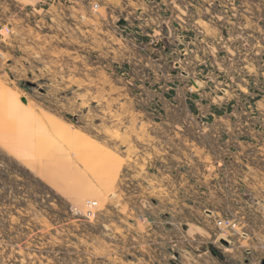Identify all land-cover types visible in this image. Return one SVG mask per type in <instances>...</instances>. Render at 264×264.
<instances>
[{
  "label": "rangeland",
  "instance_id": "rangeland-1",
  "mask_svg": "<svg viewBox=\"0 0 264 264\" xmlns=\"http://www.w3.org/2000/svg\"><path fill=\"white\" fill-rule=\"evenodd\" d=\"M263 259L264 0H0V264Z\"/></svg>",
  "mask_w": 264,
  "mask_h": 264
},
{
  "label": "built area",
  "instance_id": "built-area-1",
  "mask_svg": "<svg viewBox=\"0 0 264 264\" xmlns=\"http://www.w3.org/2000/svg\"><path fill=\"white\" fill-rule=\"evenodd\" d=\"M224 223H226V222H224L222 220H217V224L218 225H223ZM227 224H230V222H227Z\"/></svg>",
  "mask_w": 264,
  "mask_h": 264
},
{
  "label": "trees",
  "instance_id": "trees-1",
  "mask_svg": "<svg viewBox=\"0 0 264 264\" xmlns=\"http://www.w3.org/2000/svg\"><path fill=\"white\" fill-rule=\"evenodd\" d=\"M216 115H219V112L215 109V111H213Z\"/></svg>",
  "mask_w": 264,
  "mask_h": 264
},
{
  "label": "water",
  "instance_id": "water-1",
  "mask_svg": "<svg viewBox=\"0 0 264 264\" xmlns=\"http://www.w3.org/2000/svg\"><path fill=\"white\" fill-rule=\"evenodd\" d=\"M261 264H264V259L261 261Z\"/></svg>",
  "mask_w": 264,
  "mask_h": 264
}]
</instances>
